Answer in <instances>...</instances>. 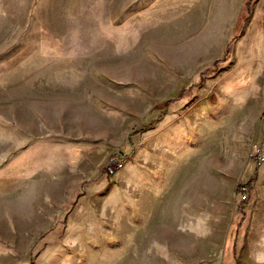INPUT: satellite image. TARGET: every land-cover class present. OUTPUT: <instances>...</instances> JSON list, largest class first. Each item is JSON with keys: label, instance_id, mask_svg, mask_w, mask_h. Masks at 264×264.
<instances>
[{"label": "rangeland", "instance_id": "rangeland-1", "mask_svg": "<svg viewBox=\"0 0 264 264\" xmlns=\"http://www.w3.org/2000/svg\"><path fill=\"white\" fill-rule=\"evenodd\" d=\"M256 7L0 0V264H264Z\"/></svg>", "mask_w": 264, "mask_h": 264}, {"label": "built area", "instance_id": "built-area-1", "mask_svg": "<svg viewBox=\"0 0 264 264\" xmlns=\"http://www.w3.org/2000/svg\"><path fill=\"white\" fill-rule=\"evenodd\" d=\"M263 121H264V115H263ZM124 157L123 155L119 153H113L107 161V164L105 166V171L107 174H113L116 170L121 168L124 164ZM238 193L241 196V199L244 200L246 198V194L248 193L247 186L245 184H242L239 186Z\"/></svg>", "mask_w": 264, "mask_h": 264}, {"label": "crops", "instance_id": "crops-1", "mask_svg": "<svg viewBox=\"0 0 264 264\" xmlns=\"http://www.w3.org/2000/svg\"><path fill=\"white\" fill-rule=\"evenodd\" d=\"M260 1H261V3H264V0H260ZM229 8L227 10H229ZM254 9L255 10L253 12V17L251 19V25H252V23H254L256 21H258L259 24H263V22H264V12L261 11V10H258L259 9L258 7L254 8ZM226 258H227V260L230 258L229 254H227Z\"/></svg>", "mask_w": 264, "mask_h": 264}, {"label": "trees", "instance_id": "trees-1", "mask_svg": "<svg viewBox=\"0 0 264 264\" xmlns=\"http://www.w3.org/2000/svg\"><path fill=\"white\" fill-rule=\"evenodd\" d=\"M248 190V189H247ZM242 202H244L243 200H242Z\"/></svg>", "mask_w": 264, "mask_h": 264}, {"label": "bare ground", "instance_id": "bare-ground-1", "mask_svg": "<svg viewBox=\"0 0 264 264\" xmlns=\"http://www.w3.org/2000/svg\"><path fill=\"white\" fill-rule=\"evenodd\" d=\"M159 237V236H158Z\"/></svg>", "mask_w": 264, "mask_h": 264}]
</instances>
